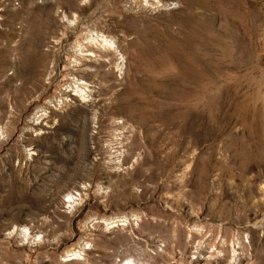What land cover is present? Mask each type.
<instances>
[{
  "label": "rangeland",
  "instance_id": "374dc122",
  "mask_svg": "<svg viewBox=\"0 0 264 264\" xmlns=\"http://www.w3.org/2000/svg\"><path fill=\"white\" fill-rule=\"evenodd\" d=\"M158 2L0 0V264H264V0Z\"/></svg>",
  "mask_w": 264,
  "mask_h": 264
},
{
  "label": "bare ground",
  "instance_id": "6f19581e",
  "mask_svg": "<svg viewBox=\"0 0 264 264\" xmlns=\"http://www.w3.org/2000/svg\"><path fill=\"white\" fill-rule=\"evenodd\" d=\"M157 2H158V0H156ZM159 3V2H158ZM77 40V39H76ZM78 67H76V69H77ZM72 71V70H71ZM67 73H69V72H67ZM37 112L38 111H36V113L34 114V116H33V121H35L36 120V117H37ZM119 221V220H118ZM75 255H76V252H74V253H72V256H73V258L75 257ZM77 257V256H76ZM124 264H136L134 261H133V259H127L126 261H125V263Z\"/></svg>",
  "mask_w": 264,
  "mask_h": 264
}]
</instances>
